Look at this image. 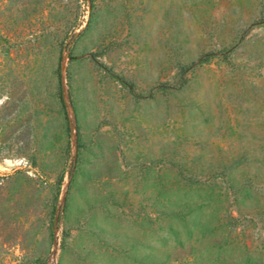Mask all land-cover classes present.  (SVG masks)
<instances>
[{
    "label": "rangeland",
    "instance_id": "374dc122",
    "mask_svg": "<svg viewBox=\"0 0 264 264\" xmlns=\"http://www.w3.org/2000/svg\"><path fill=\"white\" fill-rule=\"evenodd\" d=\"M0 264H264V0H0Z\"/></svg>",
    "mask_w": 264,
    "mask_h": 264
}]
</instances>
